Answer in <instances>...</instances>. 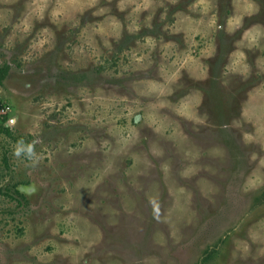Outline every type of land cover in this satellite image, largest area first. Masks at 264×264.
<instances>
[{
	"label": "rangeland",
	"instance_id": "obj_1",
	"mask_svg": "<svg viewBox=\"0 0 264 264\" xmlns=\"http://www.w3.org/2000/svg\"><path fill=\"white\" fill-rule=\"evenodd\" d=\"M0 264H264V0H0Z\"/></svg>",
	"mask_w": 264,
	"mask_h": 264
},
{
	"label": "trees",
	"instance_id": "obj_2",
	"mask_svg": "<svg viewBox=\"0 0 264 264\" xmlns=\"http://www.w3.org/2000/svg\"><path fill=\"white\" fill-rule=\"evenodd\" d=\"M3 132L6 133L8 136L14 138V135H13L12 131H11L9 128H4V129H3ZM15 140H16L17 142H21V138H20V137H15ZM17 193H19V195H20L22 198L26 199V197H25L22 193H20V191H17Z\"/></svg>",
	"mask_w": 264,
	"mask_h": 264
}]
</instances>
